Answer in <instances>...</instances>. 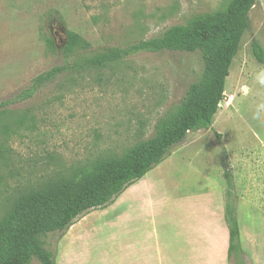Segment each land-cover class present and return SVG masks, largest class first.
Returning <instances> with one entry per match:
<instances>
[{"label": "rangeland", "instance_id": "obj_1", "mask_svg": "<svg viewBox=\"0 0 264 264\" xmlns=\"http://www.w3.org/2000/svg\"><path fill=\"white\" fill-rule=\"evenodd\" d=\"M228 2L0 0V103L63 64L49 37L58 48L66 31L94 50L125 47L222 13ZM254 42L264 51V0L250 14L213 126L189 133L133 192L129 188L67 231L44 236L56 264H160L161 258L181 264L184 256L194 264L197 258L199 264H235L227 255L224 219L230 201L245 264H264V65L252 52ZM203 69L200 52L140 54L104 70L63 75L7 107L0 121V225L20 196L154 137L160 120L175 111ZM208 218V235L192 245Z\"/></svg>", "mask_w": 264, "mask_h": 264}, {"label": "trees", "instance_id": "obj_2", "mask_svg": "<svg viewBox=\"0 0 264 264\" xmlns=\"http://www.w3.org/2000/svg\"><path fill=\"white\" fill-rule=\"evenodd\" d=\"M258 0H229L224 12L174 27L159 37L125 47L94 50L80 35L66 31L63 47L54 38L49 46L63 64L36 77L29 88L12 100L0 103V121L7 107L31 99L41 88L63 75L89 70H104L140 54L200 52L204 69L199 81L188 88L174 112L160 120L151 139L129 149L123 156L97 160L74 171L69 177L46 182L42 187L20 196L0 225V264H56L45 247L44 236L67 231L80 217L109 207L131 186L162 164L189 133L210 129L224 100L227 78L241 42L250 29V14ZM255 58L264 65V51L252 44ZM225 155L226 153L223 152ZM226 156V155H225ZM224 161L228 198L233 180ZM224 219L228 230V259L245 264L241 232L235 205H226Z\"/></svg>", "mask_w": 264, "mask_h": 264}, {"label": "crops", "instance_id": "obj_3", "mask_svg": "<svg viewBox=\"0 0 264 264\" xmlns=\"http://www.w3.org/2000/svg\"><path fill=\"white\" fill-rule=\"evenodd\" d=\"M149 174V173H148ZM147 176V175H146ZM145 178V177H144ZM143 178V179H144ZM140 182V181H139ZM137 184V183H136ZM135 184V185H136ZM135 185H133V186H135ZM133 186H131L130 188H131V192H133L134 190H135V187H133ZM213 202H214V200L211 202L212 203V208L210 209V213H209V216H210V214L211 215H213V209H214V205H213ZM152 220H153V222H154V224L155 225H157L158 224V221H157V218H152ZM211 223H212V230H213V228H214V223H213V221H211ZM209 226H210V220H209V218H208V221H207V223H206V225L204 226V227H198L197 228V230H196V232H195V236L196 237H194L193 239H192V245H193V243H194V241H197L198 240V236H207L208 235V232H209ZM155 235H157V234H155ZM175 237H176V235H175ZM190 241H188V243H189ZM178 243H180V242H178ZM167 246H165V251H166V248ZM157 248H159V251H160V255L161 256H163L164 254L165 255H167V253L165 252L164 253V251L158 246ZM182 248V247H181ZM196 249L198 248V247H195ZM180 250V249H179ZM182 252H184L183 250H181L180 251V253H182ZM199 251L197 250V253H198ZM186 255H190V254H186ZM197 258V257H196ZM186 260V261H185ZM181 262V264H184L185 262V264H194L193 262H194V258L193 257H191V256H189L188 258H185V256L184 257H182V259L180 260ZM168 263L169 264H173V262H172V260H169L168 261ZM160 264H167V260H166V258H165V260L163 261V258H161L160 259ZM175 264V263H174ZM195 264H199V260H198V258H197V260L195 259Z\"/></svg>", "mask_w": 264, "mask_h": 264}, {"label": "clouds", "instance_id": "obj_4", "mask_svg": "<svg viewBox=\"0 0 264 264\" xmlns=\"http://www.w3.org/2000/svg\"><path fill=\"white\" fill-rule=\"evenodd\" d=\"M262 83H264V81H262Z\"/></svg>", "mask_w": 264, "mask_h": 264}]
</instances>
